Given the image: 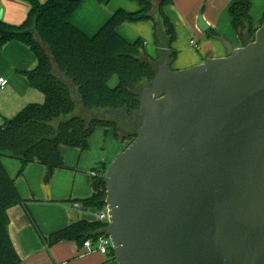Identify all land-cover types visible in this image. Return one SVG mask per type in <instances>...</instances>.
I'll return each mask as SVG.
<instances>
[{
	"label": "water",
	"instance_id": "obj_1",
	"mask_svg": "<svg viewBox=\"0 0 264 264\" xmlns=\"http://www.w3.org/2000/svg\"><path fill=\"white\" fill-rule=\"evenodd\" d=\"M218 40L226 57L184 70L166 48L132 116L82 106L142 121L105 177L120 264H264V24L244 47Z\"/></svg>",
	"mask_w": 264,
	"mask_h": 264
},
{
	"label": "trees",
	"instance_id": "obj_2",
	"mask_svg": "<svg viewBox=\"0 0 264 264\" xmlns=\"http://www.w3.org/2000/svg\"><path fill=\"white\" fill-rule=\"evenodd\" d=\"M24 1L30 5V12L23 24L9 25L0 19V49L18 41L34 53L37 65L24 75L30 86L44 95L45 102L29 104L14 117L0 120V264H22L9 229L11 212L18 207L23 209L49 248L72 241L83 249L87 241L96 242L106 234L108 226L97 220H78L45 236L29 212L31 201L21 197L16 178L6 172L2 158L9 156L21 162L18 177L24 175L28 164L45 166V184H48L57 169L66 168L60 146L86 151L89 139L99 127L113 129L115 137H119V119L126 125L124 118L92 120L88 113L82 112V106L88 112L110 109L132 116L140 107V94L151 85L160 66L156 64L158 60L146 53L144 41L137 39L129 43L118 33L122 24L153 22L156 45L169 49L172 61L176 57L172 48L176 31L166 12L173 0H134L140 5L138 11H116L93 37H88L71 22L84 0ZM94 1L107 4L110 0ZM229 11L233 29L244 43L254 41L257 30L251 17L250 2L235 0ZM207 34L215 36L212 30ZM114 76L118 83L111 87ZM107 168L100 166L92 171L95 173L90 175L92 196L74 203L83 202L84 210H105ZM109 256L116 259L113 250Z\"/></svg>",
	"mask_w": 264,
	"mask_h": 264
},
{
	"label": "crops",
	"instance_id": "obj_3",
	"mask_svg": "<svg viewBox=\"0 0 264 264\" xmlns=\"http://www.w3.org/2000/svg\"><path fill=\"white\" fill-rule=\"evenodd\" d=\"M40 1L45 2V0ZM110 1L107 4H99L94 0H84L71 18L72 24L88 37H93L113 15V11L115 13L119 7L115 5L111 9H106L104 6H107ZM234 1L173 0V5L166 11L176 31V39L172 46L173 50L176 51V57L172 61L173 70H184L200 65L208 58L226 57L227 51L218 38L225 39L235 48L244 47V40L232 26L229 10ZM248 1L251 4L250 13L254 27L258 30L264 24V0ZM139 9L140 5L137 11ZM29 12L30 5L24 0H0V19L9 25L19 26L23 24L27 20ZM200 16L209 26V30L215 33L214 37H209L207 33H203L198 28ZM191 40L197 41V47L191 46ZM146 53L151 58L158 60L156 63L158 66L165 61V49H161L157 45L154 52L149 53L146 50ZM36 65L37 60L34 53L18 41H12L0 49V79L4 78L8 81V85L0 89V120L14 117L29 104H43L45 102L44 95L32 88L24 75L25 72L33 70ZM120 124L123 129L125 127L124 122H120ZM99 128L89 139L86 151L77 148L68 150L62 148L67 146H60V153L65 160L64 163H66V168L61 170L88 173L90 183L91 174L89 173L91 171L100 166L109 167L124 151L127 146L114 148L110 144L108 134L111 133L115 136L113 129L104 128L105 130H100ZM102 134L108 135L105 141V150L98 148L99 143L102 142ZM2 159L8 174L12 178H16V186L23 199L31 201L33 200L31 197H38V199L49 203L57 201L56 198H53V187L49 191L48 187L42 183L44 166L39 164L33 165L31 168V172L38 173V179L34 183L31 180V172L28 173L27 179L37 193L30 196L28 190L24 191L20 188V184L17 182L18 176L13 177L18 167L15 160L18 159L9 156ZM63 175H65L63 171H60L55 176L58 179V185ZM22 182V186L26 189V181L23 179ZM76 205L77 203L74 202L69 207L63 204H55L54 207L58 211L51 217L48 225L44 227V232L33 215L39 213L41 207L33 206L30 202L28 209L42 234L48 236L78 220H96V215L95 218L90 219L88 210L81 208V204H78L79 208H76ZM9 229L12 243L22 260V264H120L117 259H113L109 255L82 253L83 250L76 242L72 241H63L51 248L47 247L38 233L33 231V227L21 207L12 210Z\"/></svg>",
	"mask_w": 264,
	"mask_h": 264
},
{
	"label": "rangeland",
	"instance_id": "obj_4",
	"mask_svg": "<svg viewBox=\"0 0 264 264\" xmlns=\"http://www.w3.org/2000/svg\"><path fill=\"white\" fill-rule=\"evenodd\" d=\"M82 5V4H81ZM115 5L119 6L117 8L118 10H123L127 13L135 12L137 11L139 7V3L134 0H112L107 6H104L106 9H111ZM80 8V7H79ZM78 8V9H79ZM136 8V9H135ZM114 14V11L113 13ZM118 33L129 43H133L138 39H141L145 42V49L150 53L154 52L156 43H155V36H154V24L151 21H143V22H126L122 24L118 28ZM197 43V41H195ZM197 45V44H196ZM118 83L117 77L114 76L110 81V86L115 87ZM144 87H142L143 89ZM120 122H124L123 119H119ZM128 124V123H127ZM125 125V127L122 129L120 128L119 137L115 138L113 134H108L110 136V144L114 146V148H121L122 146H128L132 142V137L134 130L131 129L132 125ZM100 130H105L104 127H100ZM108 135L102 134V142L99 143L98 148L101 150H105V141L106 138H108ZM136 135V134H135ZM134 135V136H135ZM95 137V136H94ZM93 137V138H94ZM92 138V140H93ZM135 138V137H134ZM123 142V143H122ZM63 149H75L71 147H62ZM3 160V159H2ZM15 163H18V167L16 170V173H14L13 177H17L18 172L21 168V162L19 160H15ZM65 162V160H64ZM3 163V162H2ZM66 164V163H65ZM4 165V164H3ZM33 165H39L38 163H31L28 164L23 176L17 177V182L20 184V188L24 191L28 190L29 195L32 196L33 194H37L35 189L30 185L29 180L27 179L28 173L31 172V168ZM5 167V166H4ZM41 167V166H40ZM44 173L42 174V183L45 184V177L47 175V168L44 166ZM6 172L8 173L7 169L5 168ZM63 171L65 175L62 176L60 179L59 185H58V179L55 177L58 172ZM70 173V174H69ZM32 182H36V179H38V173L37 172H31ZM67 174V175H66ZM92 174V171L89 173ZM26 181V189L22 186V181ZM18 185V184H17ZM49 191L50 188L53 187L52 192L54 194L53 198H56L54 203L58 205H65V206H71L73 201L77 200H85L92 196L93 189L89 183V176L88 173L84 172H69L64 171L61 169H57L55 171V175L53 179L48 183L45 184ZM54 190V191H53ZM31 205L41 207L39 213L33 214L36 218L37 223L39 224L41 230L44 232V227L48 225L51 217H53L56 212L58 211L57 208H55L54 203H49L42 201L38 199V197H31ZM81 203V208H83V202ZM104 210L99 212L97 209H88V216L90 219L95 218V215L98 213H103ZM33 227V226H32ZM33 231L36 232V229L33 227ZM82 253H86V250L83 249Z\"/></svg>",
	"mask_w": 264,
	"mask_h": 264
},
{
	"label": "built area",
	"instance_id": "obj_5",
	"mask_svg": "<svg viewBox=\"0 0 264 264\" xmlns=\"http://www.w3.org/2000/svg\"><path fill=\"white\" fill-rule=\"evenodd\" d=\"M191 46L197 47L196 42L194 40H191L190 42ZM8 85V81L4 78L0 79V89L5 88ZM91 175H95V173H92ZM76 208H79V205L77 204L75 206ZM108 207L106 206L103 213H98L96 215V220L109 223V214H108ZM86 250V253H100L104 256H108L112 249V242L111 239L104 234L103 236L99 237V239L96 242H93L92 240H89L85 243L84 248ZM82 249V250H83Z\"/></svg>",
	"mask_w": 264,
	"mask_h": 264
},
{
	"label": "flooded vegetation",
	"instance_id": "obj_6",
	"mask_svg": "<svg viewBox=\"0 0 264 264\" xmlns=\"http://www.w3.org/2000/svg\"><path fill=\"white\" fill-rule=\"evenodd\" d=\"M141 122H142L141 120H140V121L138 120L137 123H136L135 125H132V126H131V129L134 130V133H133V137H132V139L134 138V135L136 134L138 128L140 127ZM139 124H140V125H139ZM138 125H139V126H138Z\"/></svg>",
	"mask_w": 264,
	"mask_h": 264
}]
</instances>
